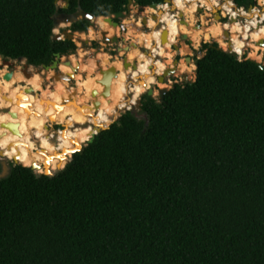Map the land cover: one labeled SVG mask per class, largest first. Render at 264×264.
<instances>
[{"label": "trees", "instance_id": "1", "mask_svg": "<svg viewBox=\"0 0 264 264\" xmlns=\"http://www.w3.org/2000/svg\"><path fill=\"white\" fill-rule=\"evenodd\" d=\"M133 1L140 11L165 2ZM128 2L0 0V54L49 65L77 48L53 39L56 12L80 3L117 19ZM89 24L71 25L79 45ZM202 49L194 81L161 100L142 95L147 118L128 110L71 161L37 163L53 175L11 166L0 180V264H264V70L216 42Z\"/></svg>", "mask_w": 264, "mask_h": 264}, {"label": "bare ground", "instance_id": "2", "mask_svg": "<svg viewBox=\"0 0 264 264\" xmlns=\"http://www.w3.org/2000/svg\"><path fill=\"white\" fill-rule=\"evenodd\" d=\"M260 4L262 9L255 7L246 10L236 9L232 0H171L157 7L148 6L143 13V16H147L145 23L141 18H125L123 23L127 31L123 36L131 38V42L137 45L128 51L121 49L119 54H125L130 63L137 60L138 68L130 67L125 78L114 75L106 96L102 94L104 85L100 82L102 74H99L98 68L113 67V63L110 54L105 51L89 56L83 50L60 58L58 69L62 73L72 74L75 82L73 87L70 80L63 78L52 81V87L50 84L45 86V80L50 81L54 74L53 69L46 72L30 66L27 71L31 74L26 76L21 64H17L11 78L6 79L4 74L8 71V64L3 63L0 68V159H16L24 165L32 164L37 158L46 156L44 149L49 152L65 149L64 154L70 156L75 143H85L98 127L110 125L121 110L131 109L149 88L167 85L159 81L156 74H162L174 62L172 47L177 44L178 37L183 35L195 46L202 40L217 38L223 48L232 47L238 55L248 50V57L261 61V53L251 49L252 41L259 43L264 40V0ZM220 8L221 16L229 15L230 20L224 22L215 19L210 24L208 17L211 12H217ZM172 9L175 11L171 12ZM201 9L205 10V15L199 18L197 13ZM198 18L202 27L197 25ZM92 22L94 26L89 31L93 38H97L96 28L102 31V35L105 33L107 38L122 35L121 27L111 24L103 16L93 18ZM143 24L150 28L149 32L142 29ZM69 25L70 22L61 21L54 31L58 33L60 28ZM164 29L168 32V39L163 43L161 35ZM226 32L229 33L228 40L224 38ZM102 45L105 46V43L102 42ZM187 50L184 47L181 52ZM194 69L195 63L188 65L185 60H181L177 67L178 76ZM95 83H99L102 89L94 86ZM26 88L31 90L26 92ZM84 88L88 91L84 92ZM93 90L97 91L94 97ZM94 101L99 102L97 107ZM10 111L15 112L16 116H12ZM8 123L11 124V130L3 126ZM52 124H63L64 127L52 132L48 128ZM56 156L59 159L64 157Z\"/></svg>", "mask_w": 264, "mask_h": 264}, {"label": "rangeland", "instance_id": "3", "mask_svg": "<svg viewBox=\"0 0 264 264\" xmlns=\"http://www.w3.org/2000/svg\"><path fill=\"white\" fill-rule=\"evenodd\" d=\"M260 1L261 0H257V2H256V5L254 6V8L255 7H257V8H259V9H262V5L260 4ZM57 5L59 6V5H65V0H58L57 1ZM148 7V6H147ZM146 7V8H147ZM145 8V9H146ZM236 8V7H235ZM240 8V7H239ZM145 9L143 10V11H140L139 10V8H138V6L135 4V2L133 1L132 3H130L129 5H127V8L122 12V14L120 15V17L118 18L117 17V19H120L121 20V22L123 23V21L125 20V18H126V20H128V19H139V18H141L142 19V17H143V13H144V11H145ZM237 9V8H236ZM245 9V8H244ZM221 8L219 9V10H217V12H211L212 14L208 17V19H209V22H210V24L216 19V20H219V21H224V22H226V21H229L230 20V16L228 15V16H226V17H222L221 16ZM246 10H248V9H246ZM136 11V12H135ZM175 10L174 9H172V11L171 12H174ZM197 15H198V17L200 18L202 15H205V10L204 9H201V10H199V12L197 13ZM198 18V19H199ZM92 20L93 19H91L90 20V25H89V27L85 30V31H79V32H85V33H87V34H89L90 36H91V33H90V31H89V28L91 27V26H94V23L92 22ZM243 20H245V19H243ZM59 24V23H58ZM58 24H56L55 23V26H57ZM71 25L72 24H70L69 26H67V27H62V28H60V30H59V33H61L62 34V29H64V28H68V29H71ZM133 26L135 25L134 23L132 24ZM197 25H199L200 27H202L203 25H202V22H201V20L199 19V20H197ZM144 31H147V32H149V30H150V28H148V27H146V24H143V28H142ZM98 30V31H97ZM54 31V30H53ZM95 31H96V35H97V38H93L92 36H91V38H87V39H83V40H81V44L79 45L74 39H73V41H74V43L76 44V46H77V48H76V50L73 52V53H70V54H66V55H61V59H62V57H68L69 55H71V54H77V53H80V52H82L81 50L80 51H78L79 49H83V50H85V51H87L88 53H89V56H95L99 51H105V52H107V53H109L110 54V56H111V61H112V63H113V67H115L116 69H117V77H119V78H125V77H127V75H128V72H129V70H130V67L131 66H128L127 68H125L124 67V64H123V62H124V59H123V57H125V54H122V55H120L119 53H120V51H118L117 50V45H119L120 47H124V46H126V45H130L131 44V41H132V39L131 38H125L123 35L125 34V32L127 31V26L125 25V28L123 29V28H121V32H122V35L119 37L118 36V42L117 43H115V42H110L109 44L103 39V35H102V31L100 30V29H98V28H96L95 29ZM55 33V32H54ZM99 33V34H98ZM62 36H64V34L62 35ZM224 38H225V40H228L227 38H226V34L224 35ZM102 42H104L105 43V46L104 45H102ZM204 42H211V43H218V45L221 47V48H223L221 45H220V42L218 41V39L217 38H211V39H209V40H202L201 42H200V44H198L197 46H195V44L190 40V39H185V38H183L182 36L181 37H178V42H177V44L176 45H173V47H172V49H173V51L175 52V54H174V58L173 59H175L176 57H178V58H180V60H179V62L181 61V60H185L186 61V63L189 65V64H191V63H195V60H196V58H199V57H201V56H203L204 55V53H205V51L202 49V43H204ZM94 43H96V45H94ZM254 45H257V47L255 46L254 47ZM176 47H179L180 49H176ZM184 47H187V51L186 52H181L182 51V49L184 48ZM87 49V50H86ZM141 49L143 50V47L141 46ZM224 50H227V51H229V49L227 48V49H225V48H223ZM251 49L252 50H260V53H261V55H262V59H261V61L260 62H262L263 64H264V45L263 44H260V43H256L255 41H252L251 42ZM89 50V51H88ZM125 50V49H124ZM126 51V50H125ZM248 50H246L245 51V53L244 54H242V56H239L238 55V58L239 57H241V58H250V57H248V53H249V51L247 52ZM188 57H190L191 58V60L190 61H188ZM1 58V57H0ZM61 59H59V61L61 60ZM252 59V58H251ZM126 60H127V58H126ZM164 61H165V59H163ZM1 61H2V64H0V68H2L3 67V59L1 58ZM120 61H122V64L120 63ZM128 61V60H127ZM133 61H135V60H133ZM129 62V61H128ZM25 63H26V60H24V59H15L14 60V63L12 64V65H8V71H10V70H14L15 69V67H16V65L17 64H21L22 66H23V69H26V70H28V68L31 66V67H33V68H36V69H39V70H45L46 72L47 71H49V69H46L45 67H43V66H34V65H29L28 67H25ZM130 63V62H129ZM174 63V62H173ZM173 63L171 64V66H169V67H172V66H174L173 65ZM179 64V63H178ZM132 68V67H131ZM99 69V68H98ZM104 69V68H103ZM57 70H59L58 69V67L56 68V69H53V71H54V73H55V71H57ZM24 73V72H23ZM101 72L99 71V74H100ZM178 70H176V72H175V74L174 75H171L170 77H169V79L168 80H165L164 82H163V84H167V85H164V87H161V88H168V89H170L175 83H184V82H186V80H185V77H184V75H186L187 76V80L188 81H194L195 80V77H196V71H195V69H194V71H192V72H189V73H184V74H181L180 76H178ZM25 74V73H24ZM26 75V74H25ZM27 76V75H26ZM46 78V77H45ZM47 80V79H46ZM45 80V86L46 85H48V84H50L51 85V82L52 81H54V79L52 78V76L50 77V81H46ZM70 80V81H69ZM68 81H69V83H70V85H71V87H73L74 86V79L73 78H71V79H68ZM104 85V84H103ZM94 86H96L97 88H101L102 89V86L99 84V83H95V85ZM51 87H52V85H51ZM159 89H160V86L159 85H154V98H156V99H160L159 97H160V94H159ZM73 90V89H72ZM83 91L84 92H87L88 90L87 89H83ZM93 96V95H92ZM103 96H105V95H103ZM38 97V96H37ZM94 97V96H93ZM129 97H130V95H129ZM128 97V99H130ZM140 97H142V95L140 96ZM128 110H131L134 114H138V115H140L141 117H144V115H143V111H142V109H139L137 106H136V104L131 108V109H127V108H125V109H123V110H121L120 111V114H119V116L116 118V119H114L112 122H114L115 120H117L124 112H126V111H128ZM111 122V123H112ZM3 126H5V127H9L8 129L9 130H11L10 128V126H8V125H3ZM63 126V124H52V125H49V130L50 131H56L57 130V128L59 129V128H61ZM83 144H86V142L85 143H83ZM45 150V152H46V156L45 157H39V158H37L33 163H36L37 161H41L42 159H45L48 155H50V154H54V153H57V152H59V150H55L54 152H49L48 150H46V149H44ZM61 152V151H60ZM65 155V154H64ZM2 159H5L6 161H7V163L10 165V166H13V165H16V164H22V163H20L19 161H17L16 159H6V158H2ZM32 163V164H33ZM32 164H26L25 166H27V165H32ZM22 165H24V164H22ZM35 172L36 173H43V172H39V171H37V170H35Z\"/></svg>", "mask_w": 264, "mask_h": 264}, {"label": "water", "instance_id": "4", "mask_svg": "<svg viewBox=\"0 0 264 264\" xmlns=\"http://www.w3.org/2000/svg\"><path fill=\"white\" fill-rule=\"evenodd\" d=\"M57 1L58 0H56V2ZM169 1H171V0H165V2H163V3H166V2H169ZM132 2H133V0H129L128 5L130 3H132ZM69 3H70V0H65V7H68ZM163 3H152L149 6L157 7V6H159L160 4H163ZM235 7L237 9H240L236 4H235ZM252 9H253V7L248 8V10H252ZM54 16H55V14H54ZM95 17H98V16L94 15L91 12L85 11L81 7L80 3H78L77 9L75 11H73V12H63L62 15L57 20H55L54 22L56 24H58L61 21H67V22H70V24H73L75 22L80 23L83 19L91 20V19H93ZM103 17H105V19L107 21H109L111 24H113L115 26H120L123 29L125 28L124 23H119V21L115 19V15H103ZM146 20H147V16H143L142 17L143 23H145ZM75 32L76 31H74L72 29L64 28V29H62V34L61 33H54L53 39L61 40L62 38H64V39L73 40L74 39V33ZM63 34H64V36H62ZM225 34H226V38L229 39V36H228L229 33L226 32ZM182 37L185 38V39H189L186 35H183ZM103 39L108 44L110 42L117 43L118 40H119L118 39V36H112L111 38H107L105 36V33H103ZM167 39H168V32H167L166 29H164L162 31L161 40L164 43ZM259 43L260 44H264V40H261ZM136 45H137V43H134V42H131L130 45H126L124 47H120L119 45H117V50L120 51L121 49H125L126 51H128L132 46H136ZM143 50H144V48H143ZM229 52L232 53L235 57H238V54L232 49V47H229ZM0 57L3 59V63H7L8 65H12L14 63V60L13 59L6 58L4 54H0ZM60 58H61V54L60 53H56V57H55V59L53 60V62L51 64H49V65H42V66L45 67L46 69H56L58 67V65H59V62H60L59 59ZM123 59H124V62H123L124 67L127 68L128 66H131L133 69H137L138 68L137 62H134L133 61L132 63H129L126 60V57H124ZM190 60H191V58L188 57V61H190ZM253 60H255V59H253ZM255 61L258 63V65L260 66V68L264 70V64L262 62H260V61H257V60H255ZM177 63H178V60H175L174 67H169V68L165 69L162 74L157 75V79L159 81H161V82H164L168 77H170L171 75H174L175 72H176V70H177ZM28 66H29V64L26 62L25 63V67H28ZM99 71L102 74V79L100 80V82L102 84H104V89L102 91V94L106 96L109 93V87H110L111 79H112V77L114 75L117 74V70H116L115 67L110 66L107 69H103V68H100L99 67ZM23 72L27 76H29L31 74L26 69H24ZM12 74H13V70L7 71L4 74V78L9 79V78H11ZM184 77H185V80L188 81L187 80V76L184 75ZM52 78L54 80L59 79V78L71 79L72 78V74H65V73H62L61 71L57 70L52 75ZM30 90L31 89H29V88H26L25 89L26 92H28ZM168 90H169L168 88H160L159 89V94H160V97H159L160 99L159 100H161L163 98V96L168 92ZM146 93L148 95H150V96H154V93H155L154 92V87L149 88ZM96 94H97V91L93 90L92 91V95L95 96ZM47 101L49 102V100H47ZM135 104H136V106L139 109H141V105H142L141 97L139 99H137V102ZM94 105L97 107L99 105V102L98 101H94ZM10 112H11L12 116H16V113L15 112H13V111H10ZM143 115H144L145 118H147V115L145 113H143ZM136 116L137 117H141L138 114H136ZM7 125L10 126L11 124L8 123ZM109 126L110 125L98 127L97 130L92 133L90 139H88L86 141V144H87V142L93 140L94 136L96 134H98L101 130L107 129ZM63 127H64V125L62 126V128ZM58 130L59 129L57 128L56 131H58ZM86 144H83V143H75V146L71 149V154L69 156L68 162L71 161V158H72L73 153L78 152V151H81L82 148H83V146L86 145ZM64 152H65V149H63V150H61V152L59 151L57 153L64 155ZM0 165H1L0 180H1L3 178L7 177L10 174V171H11V168L12 167L7 163V161L5 159H0ZM39 166L40 165H38L37 163H33L30 167L35 171V170H37V168ZM48 171L49 170L47 168H45V170H44L43 173L44 174H47V175H53V174H55V173L50 174Z\"/></svg>", "mask_w": 264, "mask_h": 264}, {"label": "flooded vegetation", "instance_id": "5", "mask_svg": "<svg viewBox=\"0 0 264 264\" xmlns=\"http://www.w3.org/2000/svg\"><path fill=\"white\" fill-rule=\"evenodd\" d=\"M60 7H63V8H65V9H67V8L69 7V5H68V7H65V5H62V6H60ZM76 9H77V8H76ZM62 13H63V11H58V12H56V13H55V16H54V19L57 20V19L62 15ZM119 17H120V16H118V18H119ZM115 18H116V17H115ZM116 20H118L119 23H122L120 19H116ZM89 23H90V20H89ZM89 25H90V24H89ZM88 27H89V26H88ZM88 27H87V28H88ZM87 28H86V29H87ZM86 29H83V30L80 29V30H81V31H85ZM62 39H64V38H62ZM94 45H96V43H94ZM176 49H180V48H179V47H176ZM259 52H260V50H259ZM123 58H124V57H123ZM175 60H178V63H179L180 58L176 57V58L174 59V62H175ZM134 62H137V60H135ZM178 63H177V67H178V65H179ZM157 75H159V74H156V77H157ZM168 79H169V77H168L166 80H168ZM129 98H130V97H129ZM141 101H142V97H141Z\"/></svg>", "mask_w": 264, "mask_h": 264}, {"label": "built area", "instance_id": "6", "mask_svg": "<svg viewBox=\"0 0 264 264\" xmlns=\"http://www.w3.org/2000/svg\"><path fill=\"white\" fill-rule=\"evenodd\" d=\"M59 6H62V5H59ZM254 8V7H253ZM239 56H242V55H239ZM239 59H241V57H239Z\"/></svg>", "mask_w": 264, "mask_h": 264}]
</instances>
